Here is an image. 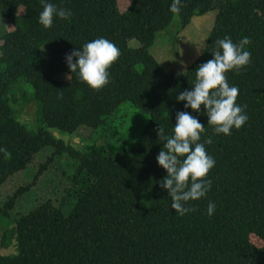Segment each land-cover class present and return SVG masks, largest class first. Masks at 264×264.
Masks as SVG:
<instances>
[{
	"label": "trees",
	"instance_id": "trees-1",
	"mask_svg": "<svg viewBox=\"0 0 264 264\" xmlns=\"http://www.w3.org/2000/svg\"><path fill=\"white\" fill-rule=\"evenodd\" d=\"M50 2L72 15L54 18L45 29L38 22L41 0H0V16L14 26L0 36V148L11 153L8 159L0 152V187L46 147L53 152L35 179L59 156L71 185L60 203L46 200L15 219L10 213L17 199L35 180L9 195L0 207V217L9 220L0 225V248L15 244L17 252L0 254V264H264V0H182L178 15L169 10L172 0H129L123 12L117 0ZM212 10L216 17L201 54L184 75L166 71L150 52L157 33L175 15L186 27L194 16ZM226 36L237 44L243 37L251 40L245 46L250 64L225 73L230 86L239 89L237 103L249 119L231 135L215 134L201 108L200 142L211 138L205 148L215 159L206 177L212 187L185 205L195 211L179 215L160 187L166 170L156 156L165 142L157 129L162 126L170 135L178 111L197 115L176 96L191 89L196 68L212 58L216 40ZM99 37L112 41L121 55L109 68L110 83L95 90L70 74L64 56ZM133 40L138 46H131ZM63 74L69 80L58 78ZM18 91L26 94L21 103H38L35 131L9 104L17 101ZM126 101L150 119L120 154L113 152L116 146L104 127ZM81 126L93 132L102 128L96 134L104 143L79 150L49 130L72 134ZM210 201L216 205L211 216Z\"/></svg>",
	"mask_w": 264,
	"mask_h": 264
},
{
	"label": "clouds",
	"instance_id": "clouds-1",
	"mask_svg": "<svg viewBox=\"0 0 264 264\" xmlns=\"http://www.w3.org/2000/svg\"><path fill=\"white\" fill-rule=\"evenodd\" d=\"M41 4L38 22L45 29L53 26L54 18H71L70 9L59 8L50 0H41ZM181 5L182 0H172L170 12L178 15ZM250 43L249 37H243L238 44L227 36L217 39L212 58L196 68L191 89H185L176 96L177 101L185 102L184 109L190 108L197 115L178 111L170 135L162 126L157 129L158 139L165 142L164 150L156 156L158 166L166 170L160 187L167 190L171 209L179 215L195 211L194 206L185 205L205 197L212 187V180L206 177L215 166V159L205 148V144L211 143V138L200 142L201 134L205 132V125L199 120L201 108L215 134L231 135L233 128L239 130L249 119L245 106L237 103L239 89L230 86L225 73L231 70L239 72L250 64L251 52L245 47ZM120 55V49L112 41L99 37L66 53L64 60L70 74L75 73L80 81L99 90L110 83L109 68ZM181 74L184 75L183 72ZM0 152L5 158H11L6 149L0 148ZM215 209V203L210 201L207 214L213 215Z\"/></svg>",
	"mask_w": 264,
	"mask_h": 264
},
{
	"label": "rangeland",
	"instance_id": "rangeland-1",
	"mask_svg": "<svg viewBox=\"0 0 264 264\" xmlns=\"http://www.w3.org/2000/svg\"><path fill=\"white\" fill-rule=\"evenodd\" d=\"M117 5L119 10L123 12L129 6V0H117ZM18 13L23 14L24 8L19 7ZM215 17L216 10H212L205 14L194 16L186 27H182L180 18L175 15L169 26L157 33L155 42L150 48L151 54L166 71L184 72L201 54ZM13 28L14 26L11 23H8L0 16V36ZM130 44L133 47L138 46L137 40H133ZM68 77V74L58 76L62 80H69ZM18 83L21 84V82ZM24 86L27 87L31 95V86L27 83ZM17 93V101H9V104L17 112L18 119L27 124L31 130L35 131L38 127V103L33 100L21 103L26 94L22 93V91H18ZM149 119V114L139 107L128 101L122 103L118 110L108 118L107 124L104 127V132L108 134V141L111 144L114 143L116 146L113 152L121 154V147L129 148L142 133ZM49 130L57 138L64 140L79 150L85 149L88 145H100L104 143L101 138L97 139L96 134L102 132V128L93 132L92 128L81 126L72 134L62 132L56 128H50ZM52 152V147H46L41 150L26 169L15 173L0 187L1 207L9 195L17 188L35 180L31 190L17 199L13 211L10 213L11 219L19 217L24 212L29 211L46 200L51 199L56 203H60L62 196L66 194V189L71 183L63 174V162L59 156L54 157L48 169L35 179L39 165ZM7 221H9L7 218L0 217V225L3 226V223ZM2 232L3 229L0 226V238ZM16 252L15 244L7 248H0V254L2 255L15 254Z\"/></svg>",
	"mask_w": 264,
	"mask_h": 264
}]
</instances>
